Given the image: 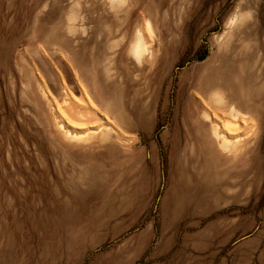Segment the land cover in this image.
I'll use <instances>...</instances> for the list:
<instances>
[{
	"label": "rangeland",
	"instance_id": "rangeland-1",
	"mask_svg": "<svg viewBox=\"0 0 264 264\" xmlns=\"http://www.w3.org/2000/svg\"><path fill=\"white\" fill-rule=\"evenodd\" d=\"M209 87L257 114L217 164ZM0 264H264V0H0Z\"/></svg>",
	"mask_w": 264,
	"mask_h": 264
},
{
	"label": "crops",
	"instance_id": "crops-1",
	"mask_svg": "<svg viewBox=\"0 0 264 264\" xmlns=\"http://www.w3.org/2000/svg\"><path fill=\"white\" fill-rule=\"evenodd\" d=\"M138 35L141 36V40H142L143 46L140 49L141 51L138 52V57H136L134 55V53H133V44L135 43ZM146 49L147 48L145 46V43H144V40H143V37H142L141 33L139 31L136 32L134 37H133V40L131 41V43H130V45L128 47V54L131 57H133L136 61H141L143 59L144 52L146 51ZM209 88H210L209 92L206 94V96L201 97V99L205 100L208 104H212L213 107L218 108L220 110L227 109V107L222 108L221 106L215 105L213 103V101H212L213 93H219V94L222 95V97L224 98L223 100L227 104H232V105L236 106L237 108H240L243 112H246L248 114L247 117H253L254 118V117L257 116V114L254 111V107H253L254 106V104H253L254 101L252 100V98H250L251 96L249 95V93L245 92V90L244 91H240L241 93L239 94V96H240V99H241L242 103L239 104L238 101H235L233 99V97H231V95L230 96L225 95L222 91L216 89L215 87L214 88L209 87ZM202 107L203 108H202L201 112H199L200 111L199 109L195 111V113H197V116L194 119V126L195 125L197 126V127L195 126V129H196V132H197V136H198V140L197 141L199 142V146H200L199 147V149H200L199 159H201V160L203 159L204 160L205 157H206V158H209L211 161H213L214 163L217 164L219 159L220 160H222V159L227 160L228 157L229 158L234 157V156H232L234 153H231V152H233V149L236 148V144H234L236 142H231L230 143L231 147L229 149L221 148L219 143H217L218 142L217 139L215 137H213V133H212V130H211V126H210L209 120L204 117L205 107L203 105H202ZM211 133H212V135H211ZM209 138H211V139H209ZM90 139H95V141L97 143L104 144V143L113 142L115 137H108L106 139L105 138L103 139V138H101L100 133H99V134H95V135L89 136L86 140H84L82 142H75V141H73V142L76 143V144H79V145H86V144L87 145H92L93 142H91ZM230 155H231V157H230Z\"/></svg>",
	"mask_w": 264,
	"mask_h": 264
},
{
	"label": "bare ground",
	"instance_id": "bare-ground-1",
	"mask_svg": "<svg viewBox=\"0 0 264 264\" xmlns=\"http://www.w3.org/2000/svg\"><path fill=\"white\" fill-rule=\"evenodd\" d=\"M110 1H111L112 4H119L121 2V0H110ZM142 46H143V44H142L141 36L138 35L135 43L133 44V53H134V55L136 57H138V52L141 51L140 49L142 48ZM223 99L224 98L222 97L221 94L213 93V95H212L213 103L215 105L221 106L222 108L227 107V109H222L223 113L222 112L219 113V112H217L218 110L215 111V110H212L209 107H207L206 108L207 110H205V112H204V117L207 118V119H210V126H211V130H212V133H213V137H215L217 139V141H218L217 143H219L221 148L229 149L231 147V145H230L231 142L239 141L236 133H238L240 130L245 128L244 126L246 125V120H247L246 118H247L248 114L246 112H243L240 108H237L236 106H234L232 104H227ZM201 100H202L203 104H206L205 100H203V99H201ZM75 109L73 107V109L71 108L69 110L70 113H71L70 114L71 116H74L73 114L76 113V114H78L80 116L79 117L80 119H82V118L83 119L87 118L88 120L90 119L87 116L86 112H85L87 109L84 112H81L82 111L81 109H79L81 111H76ZM207 111L210 113V115L207 113ZM77 116H75V117H77ZM89 116L91 117L90 113H89ZM83 121H85V120H83ZM106 126H108V125H106ZM59 128L64 130V126L62 124H60ZM108 128H109V126H108ZM110 130H113V129H110ZM110 130L107 129V128H104V129H101V130H96V131H92L91 130L92 132L87 135L86 133L76 132V131L67 129L66 131H64V136L67 139H69L70 141L82 142V141L86 140L89 136L100 133L101 138H103V139L105 138L106 139L108 137H114V134ZM227 130H229V131L232 130L233 132H235L234 136L232 138H229L227 136L226 133L229 132ZM249 132L250 131H248L247 133H249ZM212 133H211V135H212ZM211 138H209V139H211ZM231 153H233V152H231Z\"/></svg>",
	"mask_w": 264,
	"mask_h": 264
}]
</instances>
